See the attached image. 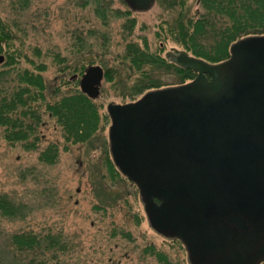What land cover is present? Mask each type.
I'll return each mask as SVG.
<instances>
[{"label": "rangeland", "instance_id": "374dc122", "mask_svg": "<svg viewBox=\"0 0 264 264\" xmlns=\"http://www.w3.org/2000/svg\"><path fill=\"white\" fill-rule=\"evenodd\" d=\"M105 1L117 12L107 26L81 0H30L20 13L11 7V0H0V18L12 33L0 53L4 56L2 77L13 79L7 83L12 90L17 72H38L43 67L40 73L46 85L44 101L29 102L40 117L29 138L31 147L7 141L0 127V194L26 206L23 219L0 217V243L15 231L50 232L60 234L69 247L61 256L64 263L156 264L150 254L154 250L172 262L188 264L187 250L179 240L152 229L137 187L110 168L111 122L106 108L109 103L136 101L147 93L134 98L125 95L138 77L136 70L125 69L127 43L161 57L171 49H183L169 25L178 17L194 20L202 9L199 0H156L146 11L131 10L124 0ZM126 20L134 21L132 31L124 28ZM90 65H99L104 72L112 68L118 74L112 81L104 76L99 96L91 99L99 115L91 141L66 142L46 105L79 91L81 66ZM74 75L77 78L72 79ZM154 77L163 85L181 80L173 71L154 72ZM50 144L58 148L52 165L39 160V152Z\"/></svg>", "mask_w": 264, "mask_h": 264}, {"label": "water", "instance_id": "95a60500", "mask_svg": "<svg viewBox=\"0 0 264 264\" xmlns=\"http://www.w3.org/2000/svg\"><path fill=\"white\" fill-rule=\"evenodd\" d=\"M134 11L155 0H124ZM0 34V42H4ZM191 81L107 105L109 148L138 190L153 230L179 239L190 264L264 261V36L241 39L210 63L172 49ZM0 55V63L3 62ZM104 71L88 66L83 94H100Z\"/></svg>", "mask_w": 264, "mask_h": 264}, {"label": "trees", "instance_id": "16d2710c", "mask_svg": "<svg viewBox=\"0 0 264 264\" xmlns=\"http://www.w3.org/2000/svg\"><path fill=\"white\" fill-rule=\"evenodd\" d=\"M81 4L83 7L89 5L93 8L95 16L105 26L117 14L105 0H81ZM199 4L202 14L196 19L185 20L178 17L169 25V31L175 34L177 32L175 40L183 46V49L177 50L217 63L229 58L230 47L235 42L247 37L264 36V0H199ZM29 5L30 0H11V7L19 13ZM124 28L132 31L134 21L126 20ZM0 34L5 39L0 42L1 53L3 44L12 35L10 25L1 18ZM124 51L123 59L128 64L125 69L136 70L138 74L129 87V92L125 94L130 98L151 90L181 85L195 77L192 70L179 67L167 57L149 53L136 43H127ZM8 59L9 64L13 62L10 56ZM145 66H148L146 70ZM81 69L85 68L81 66ZM43 70L40 67L38 72H17L14 78L17 85L12 90L11 84L7 85L9 79L5 77L4 80L2 76L5 73L0 72V127H4V138L7 141L22 142L25 148L31 147L29 138H33L35 126L40 121L39 114L32 110L29 102L37 98L44 101L46 85L40 73ZM171 71L181 80L173 85H163L155 80L154 72ZM114 74L116 76L118 73L112 68L104 72L109 81L114 79ZM46 108L61 126L66 142L82 144L91 141L98 126L99 115L91 99L80 90L61 96L58 101L46 105ZM57 156L58 148L55 144H50L39 152V160L50 165L55 163ZM109 166L112 171L119 172L111 161ZM25 207L8 195L0 194L1 218L23 219L26 217ZM68 250L69 247L60 234L15 231L7 236L5 243H0V264H69L64 263L61 258ZM153 252L154 254H150L155 257L156 264H179L172 262L164 253ZM145 253H149L148 247Z\"/></svg>", "mask_w": 264, "mask_h": 264}]
</instances>
